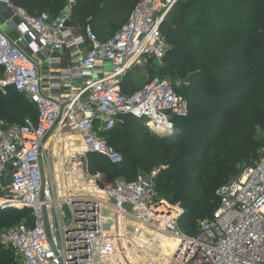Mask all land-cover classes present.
<instances>
[{
	"label": "built area",
	"instance_id": "2783aa9c",
	"mask_svg": "<svg viewBox=\"0 0 264 264\" xmlns=\"http://www.w3.org/2000/svg\"><path fill=\"white\" fill-rule=\"evenodd\" d=\"M178 1L139 0L102 40L90 27L76 33L66 25L74 0L58 15H31L0 0L19 17L23 35L34 38L33 48L22 49L23 38L12 41L0 28V89L13 87L38 112L36 122L0 121V211L30 209L33 216L32 224L24 219L3 229L0 243L22 264H264V131L256 161L217 190L219 208L193 234L180 226L185 208L158 191V168L102 184L106 176L82 161L87 156L89 165L92 154L122 161L104 135L125 123L123 115L162 134L172 132L174 118L188 116L181 80L155 75L132 93L121 88L131 69L154 59L163 67L169 46L161 26ZM63 52L70 64L48 82L60 93H47L35 56L56 65Z\"/></svg>",
	"mask_w": 264,
	"mask_h": 264
},
{
	"label": "trees",
	"instance_id": "16d2710c",
	"mask_svg": "<svg viewBox=\"0 0 264 264\" xmlns=\"http://www.w3.org/2000/svg\"><path fill=\"white\" fill-rule=\"evenodd\" d=\"M138 1L74 0L70 19L81 32L90 27L104 40ZM13 2L31 15H58L68 6V0ZM161 31L169 49L163 67L156 71L149 66V79H175L183 73L177 91L189 103L188 116L174 118L172 132L162 135L133 115H123L125 123L104 135L122 161L113 164L92 154L88 166L90 173L103 172L113 182L134 180L141 171L158 168V191L185 208L180 226L193 234L198 221L219 208L217 190L237 175L241 164H253L263 145L264 0H179ZM137 70L124 77V93L137 90ZM37 118L36 107L24 94L13 87L5 93L0 89V121L12 125ZM24 219L33 223L30 209L0 211V232ZM12 254L11 248L0 246V264H19Z\"/></svg>",
	"mask_w": 264,
	"mask_h": 264
},
{
	"label": "crops",
	"instance_id": "0c3cea01",
	"mask_svg": "<svg viewBox=\"0 0 264 264\" xmlns=\"http://www.w3.org/2000/svg\"><path fill=\"white\" fill-rule=\"evenodd\" d=\"M129 17V16H128ZM128 19V18H127ZM126 19V21H127ZM120 25L119 29L125 24V22ZM20 19L17 16H14L13 13L9 10V8L5 4H0V28L1 30L8 35V37L12 41H18L20 38L24 39V43H20V47L22 49H30L34 47V38L32 35L25 36L23 35L21 29H20ZM76 33H81L80 29H77L76 27L74 28ZM119 29H111L109 30L108 35H106L104 40H107L111 38ZM58 56L61 57V63L56 64V65H50L47 61H45L41 56L37 55L35 56L36 60L40 63V71L42 75L45 78V83H44V89L47 93H52V94H57L60 92H54L51 91L50 88L48 87V82L51 76L59 74L62 70H66L70 64V59L68 57L67 52L60 53ZM144 67V66H143ZM149 66L148 69L146 70L147 73H149ZM137 73H139V70L141 67H136ZM156 71L160 69V67L155 68ZM149 77V76H148ZM149 79V78H148ZM135 83L137 84V79L136 77L134 78ZM134 89L128 90L127 92H133ZM2 186L4 187H9L10 184V179L5 178L2 181ZM1 190V188H0ZM7 191V190H6ZM1 196V193H0Z\"/></svg>",
	"mask_w": 264,
	"mask_h": 264
},
{
	"label": "rangeland",
	"instance_id": "374dc122",
	"mask_svg": "<svg viewBox=\"0 0 264 264\" xmlns=\"http://www.w3.org/2000/svg\"><path fill=\"white\" fill-rule=\"evenodd\" d=\"M148 66H150V67H152V68H156V67H160L159 65H156L155 64V62H154V60L153 61H151V63L150 64H147V65H145L144 67H141V69L139 70V73H137L136 74V79H137V89L138 88H141L147 81H148V76H149V73H147L146 72V70L148 69ZM175 80H180V77L179 76H177L176 78H175ZM150 126L151 127H153V125H152V123L150 124ZM243 164H241L240 166H242ZM101 173V172H100ZM103 173V172H102ZM101 173V174H102ZM115 181V180H114ZM106 182H108V183H111V182H113V181H110V179L109 178H105V179H103L102 180V184H104V183H106ZM8 187H6V189H7ZM8 191V190H7ZM0 193H1V196H4V193L0 190ZM64 212H65V216H64V218H63V221L64 222H68V220H69V210H68V208L65 206V208H64ZM2 248H5V246L4 245H0ZM12 255H14V256H12L13 258V260L15 261V262H17V263H19V264H21V262H20V259H19V257H17L16 256V254H15V252H14V254H12Z\"/></svg>",
	"mask_w": 264,
	"mask_h": 264
},
{
	"label": "water",
	"instance_id": "95a60500",
	"mask_svg": "<svg viewBox=\"0 0 264 264\" xmlns=\"http://www.w3.org/2000/svg\"><path fill=\"white\" fill-rule=\"evenodd\" d=\"M66 25H67L68 27H70V28H75V24H74V22H73L71 19H69V20L67 21ZM154 62H155L156 65H160V62H159L157 59H154ZM178 76L180 77V79H182V78L184 77V74H183V73H179ZM136 118H138V116H136ZM138 119H139V118H138ZM87 158H88V157L85 156V157H83V159H82V161H83V163H84V166H85V169L88 168V167H87V166H88V159H87Z\"/></svg>",
	"mask_w": 264,
	"mask_h": 264
},
{
	"label": "bare ground",
	"instance_id": "6f19581e",
	"mask_svg": "<svg viewBox=\"0 0 264 264\" xmlns=\"http://www.w3.org/2000/svg\"><path fill=\"white\" fill-rule=\"evenodd\" d=\"M146 125V124H145ZM153 125V127H151L150 126V124L149 125H146L152 132H155V133H158V134H162V132H161V130H160V128H158L155 124H152ZM163 135V134H162ZM167 135V134H166ZM0 201H1V199H0Z\"/></svg>",
	"mask_w": 264,
	"mask_h": 264
}]
</instances>
